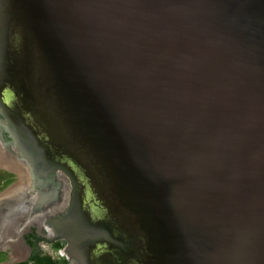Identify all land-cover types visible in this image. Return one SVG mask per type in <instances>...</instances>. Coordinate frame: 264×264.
<instances>
[{"label": "water", "instance_id": "water-1", "mask_svg": "<svg viewBox=\"0 0 264 264\" xmlns=\"http://www.w3.org/2000/svg\"><path fill=\"white\" fill-rule=\"evenodd\" d=\"M0 148L75 264H264V0H0Z\"/></svg>", "mask_w": 264, "mask_h": 264}, {"label": "bare ground", "instance_id": "bare-ground-1", "mask_svg": "<svg viewBox=\"0 0 264 264\" xmlns=\"http://www.w3.org/2000/svg\"><path fill=\"white\" fill-rule=\"evenodd\" d=\"M4 155L5 153L1 149V161L4 166L3 168L18 175L23 185L18 187L19 190H10L6 195L0 198V246L2 245V243L3 245H5V243L6 245H12L15 249L16 254L21 257L20 253L23 252V250L20 247V243H18L19 232H21L24 226H26V222L29 223L32 221L35 224H38L37 222L39 220L41 221L42 219V226H47L46 218L48 219L52 215L53 210L56 209V206L59 205L58 197L62 188L56 190L54 195L53 193H50L47 194L44 198H42L43 201L45 199L50 200L52 198H55V200H53L52 203L44 207L41 210V214L34 215V213L32 212L29 213L28 209H30L33 200L31 199V195L33 194L30 193L32 192V189H27L28 184L30 185V177L27 175V172H25L24 169L22 170L20 169V167H17L15 165V162L13 163L12 160H10ZM27 218L29 220H27Z\"/></svg>", "mask_w": 264, "mask_h": 264}, {"label": "rangeland", "instance_id": "rangeland-1", "mask_svg": "<svg viewBox=\"0 0 264 264\" xmlns=\"http://www.w3.org/2000/svg\"><path fill=\"white\" fill-rule=\"evenodd\" d=\"M1 152V151H0ZM3 163L1 161V153H0V198H2L4 195H6L10 190H19V186H22L23 183L21 182L20 178L18 177V175H16L15 173L9 171V170H5L3 168ZM60 181H62V189L60 190L59 193V197L58 200L59 201V205L56 206V209L54 210V213L56 212H61L63 211V208L66 206L67 202H68V198H69V192H70V185L67 181V179L62 178V176H60ZM29 188V186L27 187V189ZM29 193V192H28ZM32 193V192H30ZM29 193V194H30ZM32 196V195H31ZM34 196H32L31 199H33ZM27 220H29L27 218ZM38 224H35L34 222H26V226H24L23 230H21V232H19V235L24 237V239L26 238V236L30 235L31 232L35 231V228H38L39 231H41L43 234H45L44 228L42 226L43 221L41 219V221L39 220L37 222ZM19 243L23 244V241L20 240V236ZM3 245V243H2ZM0 246V264H18L21 262H24L27 259V249H23V247H21L22 250H24L23 252H21V257L19 255L16 254L15 249L13 248V246L11 245H3ZM39 248L41 249V252L43 254H47L50 255V251L48 249V247L45 244H40ZM26 250V251H25ZM23 256V257H22ZM27 256V257H26Z\"/></svg>", "mask_w": 264, "mask_h": 264}, {"label": "flooded vegetation", "instance_id": "flooded-vegetation-1", "mask_svg": "<svg viewBox=\"0 0 264 264\" xmlns=\"http://www.w3.org/2000/svg\"><path fill=\"white\" fill-rule=\"evenodd\" d=\"M43 228L45 234L39 231L38 228H35L36 230L31 232L30 235L26 236L25 239L24 237L20 236V240L23 241V244L20 243V246L23 247V249H27L26 253L28 257L26 256L27 259L24 262L18 264H36V260H33V257H49L53 264H75L74 261L69 259L65 253L67 243L61 239H56L52 228H50L48 224L47 226L43 225ZM42 243L48 247L50 255L43 254L41 252L39 245Z\"/></svg>", "mask_w": 264, "mask_h": 264}, {"label": "trees", "instance_id": "trees-1", "mask_svg": "<svg viewBox=\"0 0 264 264\" xmlns=\"http://www.w3.org/2000/svg\"><path fill=\"white\" fill-rule=\"evenodd\" d=\"M33 260H36V264H53V262L49 257H41V258L33 257ZM23 264H27V263H23Z\"/></svg>", "mask_w": 264, "mask_h": 264}]
</instances>
